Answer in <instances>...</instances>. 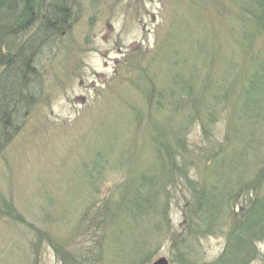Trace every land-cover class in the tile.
<instances>
[{"label": "rangeland", "instance_id": "rangeland-1", "mask_svg": "<svg viewBox=\"0 0 264 264\" xmlns=\"http://www.w3.org/2000/svg\"><path fill=\"white\" fill-rule=\"evenodd\" d=\"M258 3L264 8V0L70 1L71 24L38 56L31 99L0 153V264H72L62 262L65 253L76 256L91 244L102 253L94 264H143L144 253L147 264L160 257L170 264L217 263L229 216L246 209L247 192L226 197L210 229L190 205L207 181L219 188L246 176L244 185L264 168V116L255 129L247 120L264 111V82L243 95L264 77V31L252 16ZM21 38H14L17 45ZM2 41L9 49L12 39ZM198 92L204 105L188 106ZM174 100L187 105L186 114ZM196 110L211 120L192 121ZM175 127L184 129L173 133ZM232 129L245 140L229 144ZM236 143L249 147L243 157L207 168L204 159L216 144ZM166 152L175 155L169 172L157 160ZM181 152L187 162L179 169ZM145 171L157 174L156 190L163 185L171 192L162 226L156 229L159 217L150 216L118 236L79 223L80 206L102 207L122 186L138 183L124 180L126 174ZM256 247L247 264H264V239Z\"/></svg>", "mask_w": 264, "mask_h": 264}, {"label": "trees", "instance_id": "trees-1", "mask_svg": "<svg viewBox=\"0 0 264 264\" xmlns=\"http://www.w3.org/2000/svg\"><path fill=\"white\" fill-rule=\"evenodd\" d=\"M70 1L71 0H0V153L3 152L6 144L11 141L14 127L18 125L15 122L17 113L21 111L20 105L25 106L26 101H30L31 99L30 91L32 85L30 81L32 77L35 76L34 64L38 56L45 48L50 46L59 32L62 31V28L71 24ZM259 4L260 3L257 4L256 10H254L256 11L254 12L255 15L252 14V16L255 26L258 29L260 28L261 31H264V8ZM19 36L22 38L19 39L20 42L17 45L14 38L16 40ZM4 38L12 39L9 49L5 51L2 49L1 45L4 43L2 41ZM260 81L264 82L263 76L259 78L256 77L254 84H249L246 88V92H243V95L246 96L248 89L253 91L255 85L260 87ZM180 89L182 93H187V90H183V88ZM170 96H172V93ZM212 96L213 95H211V97ZM216 98L217 97L214 99ZM202 100L203 94L198 92L187 104L188 106H196L195 104L200 101L202 106L204 105ZM212 102L214 101L212 100ZM175 104L176 109L186 114V111L181 109V106H187L185 103L179 105L175 102ZM203 115L205 114L200 115V111L196 110L193 113L192 121ZM263 116L264 111L260 116L256 115V118L248 117L247 120L252 119L253 125H251L254 127L255 121ZM209 117L210 114H208V117L205 115L204 119L206 120ZM237 118L240 119L241 117L237 116ZM208 120L210 121L211 117ZM203 122L204 121H202V127H204ZM175 129L173 133L177 130H183L184 128L175 127ZM237 131L236 129L233 130L231 137H229V140L227 139L229 144L238 137V135L236 136ZM252 131L254 132L255 130ZM250 136L253 137L251 133ZM243 139L245 140L242 136L239 142L243 141ZM249 142L252 141L250 140ZM238 145L239 143H236L235 146L230 149L227 148L230 147L229 145H221L218 147V144H216L218 148L216 149L215 146L214 149L208 153L206 159H204V161L209 164L206 165L207 168L213 169V166L217 164L216 168L219 169V162L224 158L231 159L234 155L243 157L242 154L245 147L248 150L249 147L243 144H240L238 147ZM166 153L167 154H158L157 160L164 161L163 166L160 164V169L164 168L169 172V169L174 165L175 155H170L168 152ZM192 156L193 154H191V157ZM176 157L179 158L178 162L181 161V164H178V168H184L185 162L187 161L183 153L177 154ZM180 157L182 159H180ZM244 172L248 175L250 170ZM131 174H133V176ZM131 174H126L124 180H127L129 183H133V181H137L138 183H136L135 186H122L121 192L116 191L118 192L116 199L110 198V200H106L105 203L101 201L102 207H96L95 209H93L92 205H86V203L82 205V207L80 206L81 208L79 207L78 211H76L79 215V223L83 224L86 221L91 227L95 228L94 230L98 228L103 230L104 228L105 233L110 234L111 232V235L118 236L120 234L122 235V233L125 234L124 231H127L129 227L136 226V223L140 219H145L150 216L155 218L159 217L156 229L162 226V216L166 211V197L171 192L161 185L160 188L163 193V199L161 201L159 199L161 192L155 189V187L158 186L155 185L158 177L156 173H153V171H145L140 172L137 176H135V173ZM212 174L218 175L220 173L215 171L212 172ZM245 177L246 176L235 178L237 179L235 182L234 180L232 182H227L228 184L225 186L221 184L219 188L213 186L210 183L212 181H207L209 182L206 183L207 186L199 188L195 194V200H193L191 203L192 205H190L191 211H194L195 215L198 217L197 221L204 224L205 220L207 228L210 229L219 221L220 216L224 213V211H222L224 203L229 199H237L239 194L247 192L244 198V206L246 209L242 210V212L240 211V214H230L229 216L230 229H228L227 233L225 251L216 264H247L257 254L256 245L264 239V168H262V173H258L257 178H255L256 181H250L242 185V179ZM183 180L186 181L188 179ZM168 184L170 186L171 182L169 181ZM235 184L239 186L237 190L232 186ZM83 206H85L84 209ZM208 206H212V208L208 210ZM92 216L98 223H92L87 220ZM125 240L126 239L123 238V242L127 243ZM91 247L92 248L89 250L88 248L85 250H77L76 256H72L71 253H65V256H63V250L60 249L58 245L52 244L51 246L57 256H63L62 262H65L64 259H68L72 264H94L96 261L99 262L102 257L101 249L98 245L94 246L91 244ZM93 250H96L98 253H93ZM87 251L93 255L92 258H90V253ZM85 253L86 255L83 256ZM150 259V254L147 255L144 253L139 259V262L147 264L150 262Z\"/></svg>", "mask_w": 264, "mask_h": 264}, {"label": "bare ground", "instance_id": "bare-ground-1", "mask_svg": "<svg viewBox=\"0 0 264 264\" xmlns=\"http://www.w3.org/2000/svg\"><path fill=\"white\" fill-rule=\"evenodd\" d=\"M25 107H26V105H25V106H24V105H20V110H21L22 112H24ZM16 111H17V110H16ZM7 112H8V111H7ZM7 112H6V113H7ZM19 114H20V113H17V116L15 115V116H16V122H15V123H18L17 120H19V119H21V118L23 117V116L21 117ZM15 116H13V117H15Z\"/></svg>", "mask_w": 264, "mask_h": 264}, {"label": "water", "instance_id": "water-1", "mask_svg": "<svg viewBox=\"0 0 264 264\" xmlns=\"http://www.w3.org/2000/svg\"><path fill=\"white\" fill-rule=\"evenodd\" d=\"M153 264H168V262L165 258H160L156 260Z\"/></svg>", "mask_w": 264, "mask_h": 264}]
</instances>
